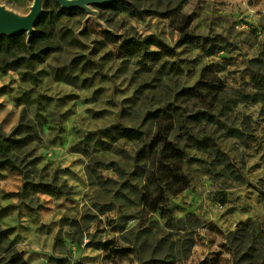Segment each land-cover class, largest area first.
<instances>
[{
  "label": "rangeland",
  "instance_id": "obj_1",
  "mask_svg": "<svg viewBox=\"0 0 264 264\" xmlns=\"http://www.w3.org/2000/svg\"><path fill=\"white\" fill-rule=\"evenodd\" d=\"M114 1L45 0L50 51L0 69V264H264V0Z\"/></svg>",
  "mask_w": 264,
  "mask_h": 264
},
{
  "label": "trees",
  "instance_id": "obj_2",
  "mask_svg": "<svg viewBox=\"0 0 264 264\" xmlns=\"http://www.w3.org/2000/svg\"><path fill=\"white\" fill-rule=\"evenodd\" d=\"M58 12H57V18L64 15L69 10H73L76 8L66 9L61 7L60 5L56 4ZM105 7L110 6H118L122 10L134 12L137 11V9L124 2L119 1H113L110 4L104 5ZM180 38L182 42H189V41H195L198 38L196 34L191 32L188 29V26L183 25L180 30ZM146 42L149 45H155L157 48H159L162 53L166 55H173L175 53L173 48H170L168 45H166L163 41L156 39L153 36H148L145 38ZM51 44L49 40L46 38V32L45 28L42 24L37 23L35 27V31L33 34H31L29 40L27 41V34H18V35H11V36H1L0 35V69L2 72H7L10 70H14L19 67L20 61L23 58H20L17 56L18 53L21 52H27L32 55V58H28L27 65L28 67H33V61H42L43 56L42 53L47 54L49 49H51ZM16 48V50H14ZM168 113L167 108L165 109H159L150 115L153 118H156L158 116H166ZM124 135L126 138L135 141V142H145V134L143 131L138 129H125ZM190 139H195L190 136ZM11 146H10V137H7L3 135L0 132V165H8L10 167V164H13L11 157ZM7 244L6 249L10 253V229H0V248ZM7 263L12 264H27L26 261L22 258V255L20 253H15L10 256V254L5 259Z\"/></svg>",
  "mask_w": 264,
  "mask_h": 264
},
{
  "label": "water",
  "instance_id": "obj_3",
  "mask_svg": "<svg viewBox=\"0 0 264 264\" xmlns=\"http://www.w3.org/2000/svg\"><path fill=\"white\" fill-rule=\"evenodd\" d=\"M44 1L45 0H34L30 13L24 18L10 14L0 5V35L33 34L42 14ZM113 1L114 0H57V2L66 9L84 7L87 5L104 6Z\"/></svg>",
  "mask_w": 264,
  "mask_h": 264
}]
</instances>
